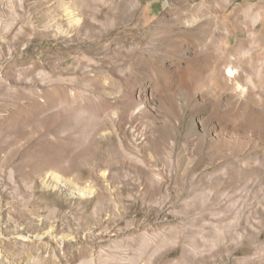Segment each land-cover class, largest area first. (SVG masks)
<instances>
[{
	"label": "rangeland",
	"instance_id": "374dc122",
	"mask_svg": "<svg viewBox=\"0 0 264 264\" xmlns=\"http://www.w3.org/2000/svg\"><path fill=\"white\" fill-rule=\"evenodd\" d=\"M0 264H264V0H0Z\"/></svg>",
	"mask_w": 264,
	"mask_h": 264
},
{
	"label": "bare ground",
	"instance_id": "6f19581e",
	"mask_svg": "<svg viewBox=\"0 0 264 264\" xmlns=\"http://www.w3.org/2000/svg\"><path fill=\"white\" fill-rule=\"evenodd\" d=\"M202 8H197V10H196V13L197 12H199L200 10H201ZM195 14V13H194ZM194 21V20H193ZM190 23V22H189ZM191 23H192V20H191ZM196 24V23H195ZM185 25H187V24H185ZM206 26H204V25H202L201 23H198V24H196V26H195V28L194 29H191V31H187L188 33H185V32H181V31H179V33H181L182 35L183 34H185V35H187V34H189V32H190V34H193V35H195V38L194 39H197V40H199V39H201V37H202V32L204 31V28H205ZM216 28H217V25H216ZM174 29V28H173ZM175 30V29H174ZM174 30H172L171 28L170 29H168V28H166L165 30H164V32H165V34L167 35V37L169 36V33H171V32H173ZM180 30V29H179ZM209 31H210V34H212V36H215V34L217 33V29H214V28H210L209 29ZM178 32V31H177ZM181 34H179L180 36H181ZM178 35V34H177ZM178 35V36H179ZM174 36V35H173ZM173 39V38H172ZM178 40V39H177ZM169 42H170V40H168ZM229 72L231 73V75H233L234 74V70L233 69H231L230 68V70H229ZM219 73V72H218Z\"/></svg>",
	"mask_w": 264,
	"mask_h": 264
}]
</instances>
